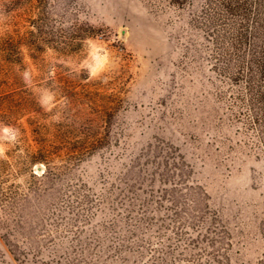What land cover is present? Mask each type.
<instances>
[{
  "label": "rangeland",
  "instance_id": "1",
  "mask_svg": "<svg viewBox=\"0 0 264 264\" xmlns=\"http://www.w3.org/2000/svg\"><path fill=\"white\" fill-rule=\"evenodd\" d=\"M218 5L0 0V264H264V37Z\"/></svg>",
  "mask_w": 264,
  "mask_h": 264
},
{
  "label": "trees",
  "instance_id": "2",
  "mask_svg": "<svg viewBox=\"0 0 264 264\" xmlns=\"http://www.w3.org/2000/svg\"><path fill=\"white\" fill-rule=\"evenodd\" d=\"M219 4L221 9V17L223 15L231 17L229 24H222V22H214L215 30L218 31V35L221 36L222 33L232 34L233 36L248 37L253 36L255 39H261L264 37V0H215ZM221 19V18H219ZM222 21V19H221ZM224 27V28H223ZM224 31V32H223ZM263 35V36H262ZM53 44H56L53 40ZM60 44V43H57ZM250 48V45H249ZM62 52V51H61ZM264 54V50L258 51ZM255 65L254 70L249 69V76H247L248 84H254V81H263L264 83V59L251 62ZM250 68V67H249ZM248 70V67H247ZM261 70V71H259ZM251 71V72H250ZM258 101L264 100V95L262 91L257 93ZM43 160L41 158L35 157L31 162Z\"/></svg>",
  "mask_w": 264,
  "mask_h": 264
}]
</instances>
